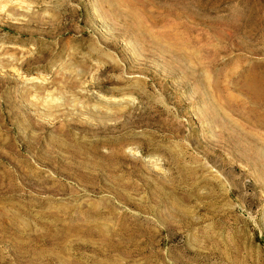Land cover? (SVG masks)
Returning a JSON list of instances; mask_svg holds the SVG:
<instances>
[{
	"label": "rangeland",
	"instance_id": "1",
	"mask_svg": "<svg viewBox=\"0 0 264 264\" xmlns=\"http://www.w3.org/2000/svg\"><path fill=\"white\" fill-rule=\"evenodd\" d=\"M251 73L264 0H0V264H264Z\"/></svg>",
	"mask_w": 264,
	"mask_h": 264
},
{
	"label": "bare ground",
	"instance_id": "2",
	"mask_svg": "<svg viewBox=\"0 0 264 264\" xmlns=\"http://www.w3.org/2000/svg\"><path fill=\"white\" fill-rule=\"evenodd\" d=\"M253 71V70H252ZM244 86H246L247 88H249L250 90L254 91V95H256L259 100H262L264 101V78L259 75V74H254V73H251V74H248V76L245 77V80H244ZM252 94V93H251ZM253 95V94H252ZM253 95V96H254ZM254 100V99H253ZM231 104V103H230ZM229 104V105H230ZM246 103H243V105L245 106ZM256 104V103H255ZM259 105L263 106L264 107V102H261V103H258ZM228 105V106H229ZM242 105V106H243ZM238 106V105H237ZM249 106V105H248ZM247 106V107H248ZM252 106V105H251ZM241 107V106H240ZM250 107V106H249ZM262 107V108H263ZM235 108V106H234ZM238 108V107H237ZM252 108V107H251ZM236 109V108H235ZM256 109V108H255ZM259 109V108H258ZM234 110V109H233ZM239 110V109H238ZM242 111V109H240ZM245 110V109H244ZM251 110V109H250ZM248 111V110H247ZM252 112H254V110L252 109L251 110ZM256 111V110H255ZM245 112V111H244ZM249 112V111H248ZM259 111H257L258 113ZM241 113V112H240ZM256 113V114H257ZM252 114V113H251ZM250 114V115H251ZM261 114V113H260ZM258 113V115H260ZM246 115V114H245ZM253 115V114H252ZM262 117H264V114L260 115ZM259 116V117H260ZM249 117V116H248ZM263 138V137H262ZM261 138V139H262ZM263 140V139H262ZM252 142V141H251ZM257 148V147H256ZM257 154L262 156L260 157V159L264 160V144L261 146V149H257L256 150ZM256 154V155H257ZM259 158V157H258ZM216 195V194H215ZM126 232V231H125ZM129 234V233H128ZM224 258H227V255L226 253H222L221 254ZM228 261L231 263V264H246V259L245 257H238V256H235L234 258H229Z\"/></svg>",
	"mask_w": 264,
	"mask_h": 264
}]
</instances>
